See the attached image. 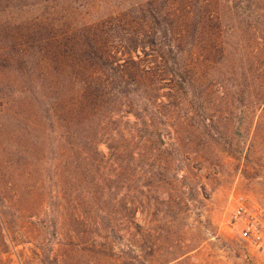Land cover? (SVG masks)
<instances>
[{"label":"rangeland","instance_id":"obj_1","mask_svg":"<svg viewBox=\"0 0 264 264\" xmlns=\"http://www.w3.org/2000/svg\"><path fill=\"white\" fill-rule=\"evenodd\" d=\"M157 22L168 29L174 51L154 43ZM131 48H138L132 54L140 67L129 64L128 72L140 69L143 95L158 100L140 112L142 119L161 121L151 125L157 130L148 141L159 172L153 179L131 170L111 177L108 184L121 186L106 195L93 189V175L81 178L80 188L91 185L80 193L79 211L88 219L71 223L74 245L67 234L59 236V262L45 264H119L117 255L136 264L131 257L137 254L145 264H264V248L229 224L239 195L264 208V0H0V175L11 171L2 163L10 160L13 129L33 107L27 92L18 97V86L42 76L49 63L89 64L92 71H79L81 79L111 83L124 74L114 64H128ZM61 102L62 123L105 133L100 148L107 154L110 143L116 151L149 156L145 142L121 135L136 126L133 115L127 122L111 110L109 119L97 98L91 109L72 93ZM94 108L98 120L90 118ZM129 153L115 159L133 167ZM101 196L110 198L102 206L109 209L104 224L113 250H93L89 217ZM26 213L37 214L34 227L46 218L42 210ZM23 240L18 254L6 246L10 253L0 255V264H39L35 245L52 238Z\"/></svg>","mask_w":264,"mask_h":264},{"label":"trees","instance_id":"obj_2","mask_svg":"<svg viewBox=\"0 0 264 264\" xmlns=\"http://www.w3.org/2000/svg\"><path fill=\"white\" fill-rule=\"evenodd\" d=\"M156 24L158 30L153 39L154 43L158 44L159 41L160 44L163 43L174 51L176 46L168 29L164 28L160 22ZM151 37L152 35L149 38ZM137 50L138 48L125 50L129 54L128 64L122 63L121 65L118 62L117 67L114 64V70L124 74L127 72V75L123 74L113 79L111 83L105 81L103 84H98L90 82L89 79H81L79 71L87 72L86 69L92 71L89 64H82L76 68V66L49 63L46 68H42V76L32 79L25 88L18 86L16 89L18 97L21 98L22 93L27 92L33 107L25 118L27 120L19 119V124L15 125L11 145H9L10 160L2 163V168H11V171L7 175H0V245L4 248L0 249V255L10 253L6 246L11 247L18 254L17 246L24 241V238L25 241L30 242L29 238L34 243L52 238L53 241H49L44 247L35 245L40 249L36 257L39 264L47 263L50 258L59 262L58 249L55 247L60 242L59 236L68 235L67 244L74 245L77 229L71 223H82L83 220L88 219L79 211L81 210L79 206L82 190L88 193L91 185L100 195H106L107 189L118 190L121 185L119 183L108 184V180L110 181L111 177H121L128 170L148 175L149 179L156 177L159 169L152 161L154 152L150 151L148 141L152 140L153 133L157 130H153L151 125H160L161 121L157 122L151 117L142 119L140 111L141 109L148 110L147 107L156 104L158 100L156 96L153 97L154 93L150 96L143 95L146 89L143 91L139 79L142 76L140 69L136 75L128 72L129 64L131 67L139 64L140 67V60H136L132 54ZM37 71H39L37 67L32 69V72ZM64 71H68L69 74L64 76ZM109 84L112 85L110 88ZM99 90H101L100 93ZM152 90L154 89H151V92ZM70 93L84 100L82 104L89 102L91 109L97 98V101L102 102L106 116L111 115L109 119H112L116 110H119L121 114L119 117L126 118L127 122L132 121L129 115H133L135 120L132 123L136 126L126 131L122 130L121 135H131L137 140V144L145 142V147L150 151L149 156L141 157L137 151H132V153L122 149L116 151L110 143H107L109 149V154H107L100 148V142L103 141L102 136L105 133L97 130L94 135V132H90V126H70L62 123V117L58 116L64 108L61 106L63 105L61 99ZM144 98H148V101H144ZM109 99L115 100L116 105L108 101ZM20 103L18 101V108L21 106ZM96 110L94 108L90 118L98 120ZM100 122L101 126V119ZM23 123L25 125H22ZM100 128L103 129L102 126ZM111 136L115 139L113 133ZM161 138L168 148L162 135ZM6 147L5 145L4 150ZM125 153L131 155V162L135 164L133 167H128L124 161H121L120 157ZM118 156L120 157L116 160L115 157ZM91 175H93L92 182L89 181L91 185L88 182L85 183L84 189L80 188L79 180L83 177L89 178ZM109 202L108 197L97 198L98 206L95 205V215L89 217V222L95 229L93 250L100 251L102 247L110 250L115 248V243L109 237L104 224V220L106 218L109 220L110 217H108V207L102 205ZM29 210H42V215L46 218L40 226H33L36 222L32 218L37 214L26 213ZM135 225L142 227L136 222ZM124 256L112 257L119 261V264H130ZM138 258V254L131 257L132 263L145 264L140 263ZM0 261L2 262V258Z\"/></svg>","mask_w":264,"mask_h":264},{"label":"built area","instance_id":"obj_3","mask_svg":"<svg viewBox=\"0 0 264 264\" xmlns=\"http://www.w3.org/2000/svg\"><path fill=\"white\" fill-rule=\"evenodd\" d=\"M229 224L238 230L245 241L264 248V208L251 205L244 195L237 197V205L229 217Z\"/></svg>","mask_w":264,"mask_h":264}]
</instances>
